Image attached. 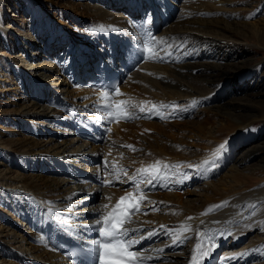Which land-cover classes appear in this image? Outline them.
Here are the masks:
<instances>
[{
	"label": "bare ground",
	"instance_id": "1",
	"mask_svg": "<svg viewBox=\"0 0 264 264\" xmlns=\"http://www.w3.org/2000/svg\"><path fill=\"white\" fill-rule=\"evenodd\" d=\"M22 1L24 5H27V11H30V13L22 33L16 36L13 30H11L13 20L8 18V7L1 6V4L7 3V1L4 2V0H0V37L2 41L1 45L5 49L4 52H0V56L14 63L8 71L10 75L14 74L15 76L13 80L10 79L6 73L4 74L6 75V79H0V81L8 79L9 81L6 82L11 85L10 87H13V84L18 81L17 83L20 84L18 92L21 93L19 102L15 103L12 101V104L15 105L13 109L1 111L0 115H3V117L12 115V122L17 121L18 126H21L23 132L21 137L18 138L16 136L6 137L4 139L0 138V264H72L67 259L62 261L60 256H58L60 254L54 248L52 249L50 245L52 232L43 230L45 227L42 226L43 222H40V219L38 220V209L44 210L43 206L46 207L53 215L62 219V223L70 230L71 235L84 241H92L96 230L90 226L94 225L100 213L107 210L103 208V205L111 206L122 193L134 192L135 189L133 184L131 181H128L127 178L136 176V169L147 168L156 161H160L161 166L163 164H169L178 165V167L168 168L165 171L166 178L153 181L154 186L147 185V187H150L148 191L141 185L142 194L147 198L145 201L147 204L148 202H155L156 204L157 202L165 200V198H160L167 196L161 193V190L162 192L164 191L163 189H159L157 194L151 191L159 187L157 186L159 181L163 182V184L160 185L161 187H164L166 184H172L175 188H178L180 187V179L184 176V178H186L189 175V172H186V170L184 173V170L189 169L201 172L205 166L208 167L211 165V163L214 162L213 153L220 144L227 141L228 148H230L231 151L229 145L230 139L227 138V136L231 135L229 137H232V131L237 127L235 125L236 123L233 124L234 122L227 121V118H223L224 114L221 115L217 111H213V109L209 110L200 106V102L205 100L207 103H213L217 100L218 97L214 96L218 92V86L222 83L223 77L229 75L232 70V65L231 63L216 65V61L202 62L199 60L184 62L177 66L167 64L156 65L151 64V59L148 57L145 63L121 85L123 95L116 94L111 90L102 91L96 86L94 81L91 80L92 75L90 72L88 73V79L90 81H88V79L85 81V78L82 79V77L80 78V76L84 74V70L86 71L87 69L88 72L90 67L94 65L95 60H98V64L100 65L108 60H117V55H115V53L109 55L106 53L104 45H97L95 43L99 41L101 27H95L92 30L91 40L84 42V46L82 45L83 50H77V57H72V61L76 62L70 67V72L69 70L66 72L65 68H63V72H61L58 65H55L49 57H45L46 59L42 60L41 57L43 58L44 55H40L36 51V49L39 48L38 42L35 40L37 37L40 38L41 34H44V36L49 35L47 29L51 28L50 32L56 33V29L54 30L53 26H50V21L52 22L53 20L54 23H56L55 18L53 19L52 14L48 15L50 13L49 10H51L52 5H54L53 0H46L47 5L43 4L44 0H40L39 3L38 0ZM102 1L106 6L107 3L104 0ZM102 1H100V4ZM124 2H128V0L108 1V3L113 5L116 3H121L123 5ZM162 3L169 6L173 16L174 6L169 3V0H150L147 5L148 8L154 7L157 9V12H153L152 19L159 26L162 25L166 19L158 14V4L161 7ZM223 3L225 2L223 1ZM127 5L128 4H125L123 6L127 7ZM89 6L94 7L92 3H90ZM105 6H100L97 12L93 13H103V17L106 19L109 14L112 15L111 19H109L110 22V20L113 19L112 10L109 11L108 9L109 13L107 9L104 11L103 9ZM170 9H166L165 12H170ZM229 9L230 8H228V11L231 12ZM59 12L60 11L51 13L58 14ZM71 12H73L77 18L70 16L66 12L65 15L62 13V17L67 18L70 16L71 18H75L76 26L78 25L77 22L79 19V25L84 26L88 19L87 13H85L86 17L82 18L83 16L80 15L79 11L76 12L71 10ZM118 12L124 11L120 10ZM43 13L48 15L52 20L44 19ZM119 16L121 17L119 14L115 19H120ZM6 18L9 20H6ZM155 19H157V21H155ZM59 20H61V18ZM59 20H57V22H59ZM259 20L261 21V19L253 20L251 26L248 28L237 26L238 29H234L233 31L245 38L248 32L253 36L252 41L255 42L264 41V33L254 25L255 22ZM242 22L244 24L249 23V21ZM209 24L211 25L209 22L207 26L204 27H209ZM61 25L65 26L63 23H61ZM58 30L60 31L57 32L58 36L56 35L55 38L59 41L67 39V37L70 36L74 37L69 31L66 34L68 36L65 35L67 29L58 28L57 31ZM166 30H164V32L170 33L169 30ZM176 32L175 34H178V32L181 31L179 30ZM9 33L12 34V37H10L11 35L9 36ZM13 36H16L17 45L21 44L24 49H27V51L23 50L24 53L26 51L25 55H23V53L11 55L6 52V49L13 51L16 46L13 43ZM153 37L156 39L155 35L151 38ZM170 42L172 41L170 40ZM79 44L80 43H78V45ZM155 44L151 46L152 52L149 53V56L154 54L153 49ZM185 45H190V43ZM226 45L232 48L236 47L242 51H246L247 48H249L233 43H225L222 47ZM93 50L96 52L93 53ZM212 50L214 52V49ZM202 51L203 49L201 48L198 55H203ZM73 52L74 51H72V53ZM167 53H172V50H167ZM48 55V53H45V56ZM198 55L195 54V56H191L190 59H196ZM256 55L257 53L252 55V59H255ZM172 59L178 61L183 58ZM78 60L83 61L81 62L82 64L79 63ZM17 62L20 64L17 65ZM162 62L164 63V61ZM85 64L87 66L86 68L84 67ZM76 65H80V68L77 69ZM14 67H16L15 71H13ZM173 67L176 72L169 73ZM140 68H142V71L139 70ZM150 68L153 70L162 69V72L167 71L166 77H169L175 82L176 86H184V91L162 85L161 81L156 78V74H160L161 71L156 70L154 73L150 74L148 72ZM253 69L254 67H251L248 71H243L240 75L241 78L249 76L250 73L254 72ZM67 73H70V76H68ZM57 74H59L60 77H54ZM194 74L202 78L197 80ZM72 76L76 78L77 84H74L76 86L86 85L87 82H90L88 85L91 87H85L84 90H78L79 87L76 88L75 86L72 88L76 91L77 95L82 93L83 98L85 97L84 99L94 96V104L84 105L80 109L75 108V105H78V103H75L77 95L72 96L70 93L71 91H69V87L72 86H70L69 79ZM51 80L58 81V85L51 83ZM81 81L83 84H80ZM50 86L59 89V94L64 100L67 102H74L75 105H71L67 108L77 118L87 113L91 118L107 127L108 130L111 129V133L109 132L110 137H115L120 145L125 146L129 144L132 147L127 148L135 149L139 155L135 156L128 151L129 156L125 159L131 172V175L127 173V176L123 179V181L127 182H113L111 186L104 183V181H112L110 175H112L114 169L107 166L104 161L101 164L99 162L100 156L102 159H109L110 162L115 161L117 149L113 146H105V144L98 147L99 144H92L85 141L76 134V137L70 136L72 135L70 133L74 132V129L62 128L60 125L62 110L57 98L48 102L37 100L40 96H43L44 99L47 97L46 90L49 89ZM66 86L67 88H64ZM223 86L225 90L229 84L225 82ZM9 88L6 89V85L2 87L0 90V97L5 96V94L1 92L10 90ZM102 92H108L111 100L106 101L102 99ZM129 100L137 105L136 108L131 110L134 118L121 120L117 116H114L112 119L107 117V110L103 107L104 103L111 102L115 104L120 101ZM194 101L197 102L195 105L193 104ZM240 102L239 100L238 104L242 105ZM154 106L155 110L149 112L148 109H153ZM140 107H144L145 111L141 112L139 110ZM170 113L171 115H169ZM161 117L166 118L162 119ZM199 117H201V119ZM224 119L226 122L221 123ZM217 120L222 121L215 125ZM75 122L79 123L80 120L77 119ZM256 125L257 126L254 125L250 128H242L239 132L237 131L238 134L233 138H242L243 142L260 137L261 132L259 133L260 129L257 130V128L258 126H262L264 129V124L257 123ZM231 129L233 130L231 131ZM238 129L236 128V130ZM233 133H235V131ZM199 139H204L207 143H218L217 147L213 152L199 156ZM152 140L156 141L157 145L154 147L153 153L146 154L148 151L146 146H149ZM262 140L259 143V147L264 146V141ZM110 143L113 144L111 141ZM181 145L183 148L180 147ZM188 145L193 146L195 150L189 151L190 149L188 150L186 147ZM149 150H152V147L149 148ZM257 153H260V150L256 151L255 148L253 150H248L246 155L248 154L249 157H254ZM222 155H220L219 158ZM52 158L55 160H52ZM92 159L95 161L92 162ZM242 159L244 161L247 160L244 157L238 160L241 161ZM150 160L155 162L149 164ZM22 161H31L32 164L29 163V165L31 164L33 168L36 164L45 165V167L42 166L41 168L44 174L39 173V168L37 169L38 173L33 175L20 174L9 169L11 164H17L18 168H21ZM206 161L207 163H205ZM261 162L262 166L260 169H257V173H264V153ZM122 165L123 164L120 163L118 164L119 167ZM188 165H192V167H188ZM245 174L247 173L233 170L232 180L234 182L240 181L242 180L241 177ZM95 180L101 181L102 184H92ZM205 186L207 187V185ZM217 186L218 184H212V186L209 184L207 188H211V192L213 193L208 195L206 202H203L204 204L200 209L199 206H196L192 201L188 203L187 200L186 202L189 204L187 207L183 206V204H179L180 208L176 210L171 206L177 213H174V210L171 211L175 216L177 215L180 218L179 220L176 219L174 222H172L173 219H171V222L174 223L171 226L167 225L168 222L164 223L162 219L161 221H157V219L153 217L155 214L152 217L156 222L154 220L151 221L148 217L150 215L147 214L149 212H146L144 203L141 206L143 211L132 215L131 218L130 228L139 229V231L131 233L132 240H139L138 244L133 245L131 251H135L146 257H151V259L144 261V264H191V254L198 242V234H207V236L212 238L213 248L211 256L207 259H203L202 264H213V257L222 249L221 245L226 246L225 249L228 250L232 247H237L239 243L255 229H257L258 232L264 231V182L238 191H233L234 186H232L230 181L224 183L220 187ZM246 186L248 187V185ZM176 194L179 195L178 191ZM136 195L139 196L141 193H136ZM183 201L184 200H182V202ZM217 205L223 206L216 208L215 206ZM206 211L207 214H204ZM44 212L45 211H43L42 216H44ZM172 212L170 213L171 216H173ZM162 215L165 216L164 214ZM189 217H192V219H188ZM148 221H151L152 224H149ZM147 224L151 226L145 229L144 227ZM162 225L165 227L162 228ZM181 225L185 228L190 227V231L185 232L180 227ZM143 229H145L144 232H142ZM153 231L156 232V235H148ZM170 233L175 236H187L190 238L178 244V247H182L178 252L166 254V252L170 250L168 244L173 243V236L170 235ZM142 236L145 238L141 239ZM260 244L261 243L257 241V244L253 242L251 246L255 249L257 248L256 246ZM250 252H253V249L247 248L242 252L245 255H238L237 251L235 252L236 254L232 256H229V254L232 253H223L220 263L218 264H264V258L263 260L261 259V261L249 263L253 255L251 254L249 257L247 254ZM230 257H232V259H229ZM62 259H64V257H62ZM198 259H200L199 255ZM54 260L60 262L58 263Z\"/></svg>",
	"mask_w": 264,
	"mask_h": 264
},
{
	"label": "rangeland",
	"instance_id": "2",
	"mask_svg": "<svg viewBox=\"0 0 264 264\" xmlns=\"http://www.w3.org/2000/svg\"><path fill=\"white\" fill-rule=\"evenodd\" d=\"M14 1L15 0H9V3L12 4ZM17 1H21L23 3L22 0H17ZM124 1H127V0H124ZM128 1H130V0H128ZM223 1L225 3H223ZM4 2H6V1H4ZM39 2H40V0H38V3ZM53 2H54V5H52V9L49 10L50 13L48 15L52 14L53 19L55 18L56 23H54V21L50 17L46 18L45 13H43L44 19H46V20L51 19L52 22L54 23V25H53V23L50 21V26H55L57 24V20H59L61 18V20H59L60 26L56 28V33L52 32V34H53L52 36H54V35L58 36L57 32L60 31V30L57 31L58 28L67 29V32L65 33V35L68 33V31L69 32L71 31V28H74V24L76 23V19L71 18L70 16H74L76 18H77V16L75 14H73V12H71V10H74L76 12L79 11L80 15L83 16L82 18L86 17L85 13H87L88 19H87L85 25H88V26H90V28H93V29L95 28L93 23L100 22V21H102V23H103V21H106V20L109 21V19H111V17H112V15L109 14L107 19H106L103 17V13H101V14L93 13V12H97V9L100 6H105L103 1L98 6H94V7L92 6L93 8L89 6L90 3H87V5H85L86 2L83 3V2L78 1V0L77 1H75V0H53ZM169 3H171L174 6L173 18L170 22V25L168 24V27H167L168 29L167 28L162 29V30L158 31L156 34H158V35L162 34V37L167 39V43H170V40L174 43L175 42L179 43L181 41L180 45H182L183 43H185V44L190 43L191 47L193 46L199 50H201V48H202L203 49L202 52H205V53H203V55L196 56V59L198 58L197 60H199V61L200 60L202 62L216 61V63H215L216 65H223L224 63H231V65H232V70L230 71L229 75H225L223 77V79L221 81L222 83L220 84V86H218L219 91L215 94L214 97H218L217 98V100H218L221 97L222 92H223V94H228L229 92L230 93L227 96H225L222 100H219V101L216 100L214 103H205L207 101L204 100L202 103L203 104L202 107H205L206 109H209V110L213 109V111H217L221 115L224 114L223 118L225 117V118H227V121H231L232 123L234 122L233 124L236 123L235 124L237 126L236 128L237 129L239 128L238 130H236V128L234 129L235 133H233L234 131H232L233 129H231L232 134H233L231 138L229 137L231 135L227 136V138L230 139V142H229L230 147L232 145L233 149H235V147H236V149L233 150L231 147V151H230V148H227V157L222 155L220 158L218 157L219 158L218 160H220L221 158H224L223 159L224 162L228 161L231 154L232 153L234 154L238 149L239 150L237 151V157H236L235 161H233L234 160V156H233V159H231L229 161V165L226 166L227 163H225V165H222L220 170L218 169L219 172L216 173L217 174L216 179L208 178V177H210V174L208 173V169L211 171V169L215 168L216 165H214V164L209 165L208 166L209 168L205 166L204 167L205 169L203 168V170L201 172H199V171L197 172L195 170L193 171V170L185 169L184 173L187 170L186 172H189L188 173L189 175L187 178H184L185 177L184 176L183 178L180 179L181 180V181H179L180 187L175 188L171 184V187L169 189H172L174 187L175 190L173 191V193H164V191L162 192V190H161V193L164 195H167V196L160 197V198H165V200L157 202L154 206L156 208V206L158 205L159 208H157V209L160 210V205L162 203H164L161 205V208L163 207L162 210L160 211V213H151V212H153V210L151 209V210L147 211V212H149L147 214L150 216H148V215L147 216L151 219V221L154 220L156 222V220L154 219V218H156L157 221H159V220L161 221V219H162V221L164 223H167V222L172 223V222L176 221V219H178V220L180 219L179 216L174 215V213H177L175 211V209L178 210V208H180L179 204H181V205L183 204V206L187 207L189 205L188 203L192 201L196 206H199V209H200L201 206L206 202L208 195L213 193V192H211L212 191L211 188L210 189L207 188V187H209V184H210V186H212V184H218L217 187H220L224 183H227L230 181L232 186H234L233 191H238V190H242L244 188L247 189L251 186H254L255 184H259V183L264 182V173H262V172L257 173V171H258L257 169H260L262 166L261 158H262L263 153H264V146L259 147L260 141L262 139H264L263 127L258 126L257 130L260 129L259 133L261 132V134H260L261 136L256 138V139L253 138V139L242 142V138H233L244 127L250 128L251 126H254V125L257 126L256 125L257 123L264 124V41L258 40L259 42H255V41H252L253 36H251L248 32H247V37L245 38L244 36H241V35H239L233 31L234 29H238L237 26L248 28L251 26V22H253V20L261 19V21L259 20L258 22H255L254 25L256 27H258L262 31V33H264V0H177V1L173 0V2L169 1ZM15 4L18 5V3H15ZM43 4L47 5L46 0H44ZM92 4L94 5V3H92ZM95 4H98V3L95 2ZM125 4H126V2L123 3V5H125ZM2 5L3 4H1V6ZM123 5L121 3H116L115 5H113V4L107 2V5L105 7L109 8L110 10L111 9H122L124 11L123 8L125 6H123ZM1 6H0V9H1ZM25 6L27 8V5H25ZM223 7H224V10H223ZM106 8H104V9L102 8V9L105 11ZM228 8H230L229 10H231V12L228 11ZM174 9H175V11H174ZM58 11H60L58 14H53V13H57ZM118 11H120V10H118ZM51 12H53V13H51ZM65 12L68 13L70 16L67 18L62 17V13L65 15ZM107 12H108V10H107ZM114 15L118 16L119 14H114ZM9 16H8V18L13 20V23L11 24L12 25L11 30H13L14 34L16 36H18L19 34L22 33L23 28H25L26 21L24 23H20L17 21V19H12L11 15H9ZM24 16L25 15H23L22 19H26L28 21V16H25V18H24ZM123 18H125V17H120L119 22H123ZM112 20L114 21V19H112ZM242 21H249V23L244 24ZM79 22H80V20L78 19V22H77L78 25H79ZM209 22L211 23V25L209 24V27H204V26H207V24ZM218 22H220V23H218ZM61 23L65 24V26L61 25ZM164 30H166V31L169 30L170 33L164 32ZM179 30L181 32H178V34H175V33H177L176 31H179ZM60 35H63V34L61 33ZM9 36L12 37V34L9 33ZM16 36H13L14 37L13 43L16 45L15 48L13 49V51L6 49V52H8L11 55H14V54L17 55V54H22V53H23V55H25L27 49H24L21 46V44L17 45V43H16L17 41L15 39ZM72 36L75 37V35H72ZM35 37H37V36H35ZM35 40H36V42H38L37 44L39 45L38 46L39 48L36 49V51L38 52L39 49H41L40 48L41 47V45H40L41 41H40V38H38V37ZM1 43H2V41H1V37H0V52H4L5 49L3 48ZM78 43H80L79 45L77 44L79 51L83 50L82 47L84 46L85 43L81 42V41H79ZM225 43L238 44V45H242L245 48H247V47H249V48H247L246 51H242L241 49H237L236 47L232 48L229 45L222 47ZM18 46H21L22 52H19L17 50ZM185 46H188V45H185ZM259 46H261V47H259ZM212 49H214V52H212V53L219 55L218 58H214V59H210V60L206 59V57L210 56L209 52L213 51ZM23 50H26L25 53ZM86 51H88V50H86ZM95 52L96 51L93 50V53H95ZM256 53H257L256 58L252 59V55H255ZM220 59H224V60H220ZM188 61H189V59H188ZM81 62H83V61L79 60V63H81ZM184 62H187V60H185ZM13 64L14 63L11 60L5 59V58L0 56V79H6V75H4V74L7 73L9 78L14 80V78H15L14 74L10 75V73L8 71V69L10 70V68L12 67ZM19 64L20 63L17 62V65H19ZM74 64L75 63L73 61V65ZM86 64L84 66L85 68L87 67ZM76 67H77V69H79L80 65H76ZM251 67H254V69H253L254 72L250 73L249 76H247L245 78H241V76H240L241 73L243 71H245V72L248 71ZM4 69H6V70H4ZM15 69H16V67L13 68V71H15ZM59 70H60V68H59ZM89 70H88V72H87V69H86V71L84 70V74L82 76H80V78L81 77H82V79L85 78V81H87V79L89 77V75H88ZM156 70L161 71V73H164L163 77H162L161 73L156 74V78L161 81L162 85H164L168 88H174V89H177L180 91H184V86H182V87L176 86L175 82H173L169 77H166V75L168 73L167 71L162 72V69H156ZM156 70L154 69V72ZM170 72L171 73L176 72V71H174V67L171 69V71H169V73ZM199 73H200V71H199ZM182 74H184V73H182ZM194 75H196V74H194ZM201 78H202L201 76L196 75L197 80H200ZM6 81H9V80L7 79L5 81L4 80L0 81V90L5 85H6V89H8L11 86ZM88 81H90V80L88 79ZM225 82H227V84H229V86L224 90L223 84ZM16 83L13 84V87L9 88L10 90L1 92V93L5 94V96L0 97V112L6 111L9 109H13V107L15 105L12 104L13 103L12 101H14L15 103L20 101L19 99L21 97V93L18 92V88H19L20 84H18V83L16 84ZM88 84H90V82H87L86 85H77V86L70 84V86L71 85L72 86L69 87V91L72 90L73 93H72V91L70 93L72 94V96L73 95L75 96V95H77V93L73 89L74 88L73 86H75L76 88L79 87L78 90H84L85 87L87 88L90 86ZM70 88H72V89H70ZM46 91H49V89H47ZM81 96H82V93H79L77 95V97H79L80 99L86 100V99H84L85 97L83 98V96L82 97ZM238 99L241 101L240 103H242V105L238 104V102H239ZM234 100L236 103L234 102ZM230 102H232V103H230ZM12 118H13L12 115H8V117H5V116L3 117V115H0V138L4 139L6 137H11V136H16L17 138L21 137V134L23 133L22 128L20 125L18 126L17 121L12 122V120H11ZM199 118L201 119V117H199ZM221 121L217 120V123H215V125L219 124ZM126 122H128V121H126ZM224 122H226L225 119L221 123H224ZM1 123H3V124H1ZM111 139H114L117 142L116 144L120 145L119 141H117L115 139V137H111ZM229 139H227V140H229ZM231 141H232V143H231ZM262 141H264V140H262ZM108 142L110 144L109 146H113L115 149H117V153L119 151L123 150L122 148L119 149L118 146H116L113 142H112L113 144H111L109 140H108ZM211 143L210 142L207 143L204 139H202V140L199 139V146H200L199 147V156L207 154L209 152L210 153L213 152V150L217 147L218 143H214V142H211ZM156 145H157V142L152 140L150 142L149 146H146V148L148 149L146 154L153 153L154 147ZM105 146H108V145L105 144ZM122 146H124V145H122ZM151 147H152V150H149V148H151ZM180 147L183 148L182 145ZM186 147L188 148V150L190 149L189 151L195 150L193 146L188 145ZM255 148H256V151L260 150V153H257L254 157H249L248 154L246 155V152L248 150H250V149L253 150ZM126 152L127 153L125 155L128 154V156H129L128 151H126ZM128 156H127V158H128ZM242 157L246 158L247 160L244 161L242 159L241 160L242 162L239 161ZM104 159L105 158L102 159V157L100 156L99 162L102 164V162L104 161V163L107 166H109V164H107ZM116 160L117 159L115 158V161ZM237 160H238V162H237ZM94 161L95 160L92 159V162H94ZM115 161H112V162L115 163V165H117V166L119 163L123 164L119 160L117 162H115ZM149 162H150L149 164H152L151 162H155V161L150 160ZM29 163H31V161H28V162L22 161V165L20 166L21 168H18L17 164H11L9 169H11L12 171H15L17 173H20V174H31V175H33V174L38 173L37 169L39 168L40 169L39 173L44 174V171L41 168H42V166L45 167V165L36 164L34 166V168H35V170H34V168L31 167L32 163L30 165H29ZM215 170H217V169H215ZM233 170L243 171L247 174H245L244 176L241 177L242 180L234 182L232 180ZM106 171H108V170H106ZM203 171H205V172H203ZM213 173H214V171L211 172V176H213ZM202 175H204V179H199V181L193 183L191 185V188H190L191 190H185L186 192L184 191V193L182 190H180L181 188H183V186L186 183L190 182L191 179H195V178L197 179V177L200 178V176H202ZM244 179H246V180H244ZM184 180H185V182H184ZM244 181H245V183H244ZM245 184L248 185V187ZM205 185H207V187ZM109 186H111V185H109ZM175 191L176 192L178 191L179 195L176 194ZM224 194H225V192H224ZM177 195L178 196L181 195V196L179 198H177L178 197ZM182 197H183V199H182ZM218 197H221V196H218ZM174 199H175V201H174ZM182 200H184V201L182 202ZM186 200L188 203L186 202ZM177 201H179V202H177ZM171 203H172V205H171ZM2 204H4V203H2ZM171 206H173L175 209ZM150 207L152 208V206H150ZM171 210H174L173 211L174 213ZM170 211L173 213V216H171ZM162 214H164L165 216H163ZM160 217H162V218H160ZM171 219H173L172 222H171ZM257 233H259V234H257ZM245 239H248V242L245 245L241 244L238 247H232L231 249H228V251H225L224 253L228 252V253L234 254L236 251H237V253H241V252L245 251L247 248H251V250H252V249H254V248H252L253 246H251L253 244V242L257 244V241H259L261 243L257 247L259 250H256V248H255V250H256V252L259 253L260 258L256 257L255 254L253 253L252 260H250L249 263L261 261V259L263 260V258H264V231L258 232L257 229H255L252 233L248 234ZM244 240H242V242ZM179 249H182V248H178V250ZM225 250H227V249H225ZM220 260H221V257H220ZM212 262H213V264H215V262L213 260H212ZM219 263H220V261H219Z\"/></svg>",
	"mask_w": 264,
	"mask_h": 264
},
{
	"label": "snow or ice",
	"instance_id": "3",
	"mask_svg": "<svg viewBox=\"0 0 264 264\" xmlns=\"http://www.w3.org/2000/svg\"><path fill=\"white\" fill-rule=\"evenodd\" d=\"M146 21L151 22L150 13H146ZM103 30V28L100 29V31ZM151 42L155 44L157 41L153 37L151 38ZM146 51L151 52L152 50L146 47ZM168 54L170 55V53ZM149 59L162 60L163 57L153 54L149 56ZM113 91L116 94L123 95L122 93H120L118 87L114 88ZM101 98L106 101L111 100L108 92H102ZM196 103V101L193 102L194 105ZM103 107L107 110V117L109 119L117 116L121 120H128L134 118L131 110L136 108L137 105L129 100L120 101L115 104L106 102L103 104ZM139 110L141 112H144L145 108L140 107ZM154 110L155 106L153 107V109H148L149 112ZM169 115H171V113ZM161 118L164 119L166 117ZM110 130L111 129H109V131ZM125 147L131 148L132 146L125 145ZM227 148V141L220 144L213 153V160L217 159L220 155L225 153L227 151ZM205 163H207V161ZM113 167L115 170L116 180H120L121 174L127 176L126 170L122 167H117L115 165ZM170 167H178V165L163 164L161 166V162L156 161L153 165H150L147 168L136 169L137 175L127 178L128 181L132 182L135 191L128 192L124 196H121L117 204L113 206L110 211H106L103 214H100L94 225L90 226L95 228L96 232L98 233L99 239L93 240L91 242L94 247L89 248L86 254L95 253L96 264H144V261L151 259V257H146L140 253L131 251L133 245L138 244L139 240H132L130 234L139 231V229L126 227V225L131 223L132 215L143 211V208L141 206L145 203L147 198L142 194L141 185H151L155 180L165 179V171ZM188 167H192V165H188ZM113 182L114 181H104L106 185ZM136 193H141V195L137 196ZM148 204L152 206L153 211L158 210L154 207L155 202H148ZM221 206L223 205H217L215 207L218 208ZM108 207V205H103L104 209H108ZM204 214H207V211ZM188 219H192V217H189ZM161 227L163 228L165 226L162 225ZM180 227L185 232L190 231V227L185 228L183 225H181ZM148 235H156V232H150ZM170 235H172V233H170ZM144 238L145 237L143 236L141 237V239ZM189 238L190 237L187 236L173 235V243H182L184 240ZM197 239L198 242L196 243L191 254V264H202L203 259L209 258L212 254V238L207 236V234H198ZM198 255L200 259H198ZM240 255L245 254L241 253ZM229 259H232V257H230ZM82 264H87V261H83Z\"/></svg>",
	"mask_w": 264,
	"mask_h": 264
}]
</instances>
